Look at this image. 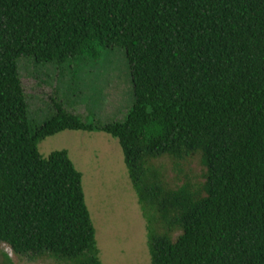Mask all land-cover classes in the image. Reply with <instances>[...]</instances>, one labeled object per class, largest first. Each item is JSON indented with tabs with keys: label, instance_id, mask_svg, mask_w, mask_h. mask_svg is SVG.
Here are the masks:
<instances>
[{
	"label": "trees",
	"instance_id": "16d2710c",
	"mask_svg": "<svg viewBox=\"0 0 264 264\" xmlns=\"http://www.w3.org/2000/svg\"><path fill=\"white\" fill-rule=\"evenodd\" d=\"M124 50L122 120L53 102L31 117L18 61L58 67ZM116 138L145 220L151 264H264V0H0V247L33 262L103 264L82 174L61 131ZM197 159L201 179L160 163Z\"/></svg>",
	"mask_w": 264,
	"mask_h": 264
},
{
	"label": "rangeland",
	"instance_id": "374dc122",
	"mask_svg": "<svg viewBox=\"0 0 264 264\" xmlns=\"http://www.w3.org/2000/svg\"><path fill=\"white\" fill-rule=\"evenodd\" d=\"M18 66L30 117L37 124L52 113L54 101L84 119L111 122L122 120L133 100L130 71L122 49L109 50L95 62L82 59L58 67L22 58ZM60 150L67 151L82 174L85 203L102 263L151 264L145 220L118 140L100 131L65 130L38 143L43 157ZM160 163L170 182L184 179L180 167L195 180L201 179L203 168L197 159L183 160L181 166L168 158H162ZM0 264L63 263L54 259L33 262L16 256L2 244Z\"/></svg>",
	"mask_w": 264,
	"mask_h": 264
}]
</instances>
